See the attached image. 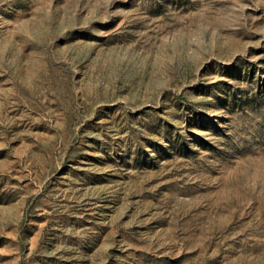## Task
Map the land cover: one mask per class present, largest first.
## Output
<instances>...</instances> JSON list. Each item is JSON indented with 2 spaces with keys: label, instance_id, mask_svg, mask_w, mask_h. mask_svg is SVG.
I'll use <instances>...</instances> for the list:
<instances>
[{
  "label": "rangeland",
  "instance_id": "rangeland-1",
  "mask_svg": "<svg viewBox=\"0 0 264 264\" xmlns=\"http://www.w3.org/2000/svg\"><path fill=\"white\" fill-rule=\"evenodd\" d=\"M0 264H264V0H0Z\"/></svg>",
  "mask_w": 264,
  "mask_h": 264
}]
</instances>
